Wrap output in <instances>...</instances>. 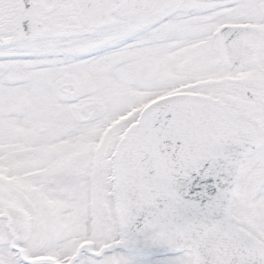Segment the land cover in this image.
<instances>
[{"label":"snow or ice","instance_id":"6c2138e0","mask_svg":"<svg viewBox=\"0 0 264 264\" xmlns=\"http://www.w3.org/2000/svg\"><path fill=\"white\" fill-rule=\"evenodd\" d=\"M0 264H264V0H0Z\"/></svg>","mask_w":264,"mask_h":264}]
</instances>
